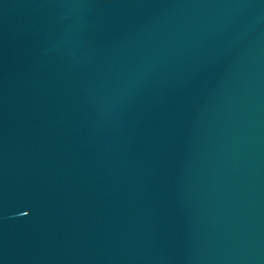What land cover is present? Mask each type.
<instances>
[{"label":"water","instance_id":"obj_1","mask_svg":"<svg viewBox=\"0 0 264 264\" xmlns=\"http://www.w3.org/2000/svg\"><path fill=\"white\" fill-rule=\"evenodd\" d=\"M0 264H264V0H0Z\"/></svg>","mask_w":264,"mask_h":264}]
</instances>
